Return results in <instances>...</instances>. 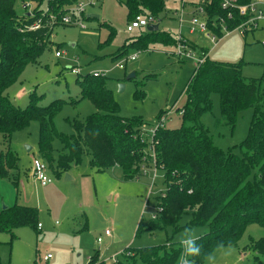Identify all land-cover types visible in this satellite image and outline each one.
<instances>
[{
	"label": "trees",
	"instance_id": "1",
	"mask_svg": "<svg viewBox=\"0 0 264 264\" xmlns=\"http://www.w3.org/2000/svg\"><path fill=\"white\" fill-rule=\"evenodd\" d=\"M33 0H0V137L7 148L0 153V179L11 180L18 194L19 157L9 147L13 133L27 128L30 123L39 125L38 156L56 174H62L81 164L83 151L90 155V167L96 173H103L117 167L124 180L140 176L139 167L143 162L144 151L150 143L142 138L141 129L146 125L140 116L122 117L113 92L108 88L107 77H94L86 74L76 79L80 88V98L74 102L55 100L46 107L38 104L43 96L31 94L26 108L15 107L4 93L21 77L24 69L35 64L42 56L48 43L51 30L40 29L36 32H22V27L41 18L39 5L35 6V18L24 21L15 11V5ZM253 0H237L239 6L248 5ZM78 0H48L47 6L55 15L60 16L65 7L74 6ZM127 23L137 16L150 15L159 21L165 11L164 0H125ZM43 19V18H42ZM228 32L238 28L247 17L232 11V18L222 10L220 0H213L205 8L204 21L209 33L217 40L224 35L220 21ZM104 27V26H103ZM109 31L107 43L115 31ZM160 45H178L176 36L167 32H140L127 39L118 51L117 60L126 57L128 49L137 52ZM192 49L196 46L190 44ZM197 49V48H196ZM202 49V48H201ZM200 49V50H201ZM205 60L188 81L185 102L180 113L181 125L177 129H158L153 140L155 164L164 172L165 193L157 198L158 219L144 224L140 220L136 236L155 230L172 229V235L184 228L207 227V232L196 243L201 248L198 257L190 258L195 264H204L206 259L219 248L236 246L250 225L264 230V78L246 80L242 76L243 61L222 63L211 61L208 51L203 49ZM115 59V58H114ZM154 77H144L137 83L132 98H144V82ZM129 82H135L130 79ZM219 98L220 119L217 125L229 127L233 132L238 115L248 109L252 118L247 136L239 148L242 156L215 147L209 130L201 122L204 115L212 111V96ZM87 100L92 112L84 122H73L75 134L64 135L56 130L54 118L65 105H76ZM160 111L155 117L159 121ZM58 140L62 153L54 159L53 141ZM252 180H249L250 177ZM190 214L189 222L182 227V217ZM38 210L36 208L14 205L0 212V233L15 237L14 230L29 228L38 231ZM172 237L164 245L147 248H125L110 264H179L182 248L172 243ZM10 240V241H11ZM251 250L264 257V237L250 241ZM258 257H256L257 259ZM1 264V263H0ZM88 264H109L99 259L95 252Z\"/></svg>",
	"mask_w": 264,
	"mask_h": 264
},
{
	"label": "rangeland",
	"instance_id": "2",
	"mask_svg": "<svg viewBox=\"0 0 264 264\" xmlns=\"http://www.w3.org/2000/svg\"><path fill=\"white\" fill-rule=\"evenodd\" d=\"M124 2L93 0V5L86 8V15L94 14L98 19L86 18L85 30L55 26L42 56L35 64L24 69L21 77L5 91L4 96L21 109L28 106L31 94L43 96L38 101L40 107H46L59 99L74 102L80 98V88L75 82L77 78L81 80V77L93 71H109L105 75L110 79L107 86L114 94L120 116L142 117L146 122L141 129L145 141L149 143L150 130L158 122L155 117L160 111L165 116L166 129L179 128L181 119L177 110L185 102L184 90L194 72L195 62L185 59L180 63V59L174 56L175 48L160 45L141 52L128 49L127 56L117 60L120 55L118 51L127 39L146 32V28L133 33L126 31L127 10ZM171 2L165 1L166 7L159 17L158 31L174 36L178 24L174 16L176 5ZM28 3L33 8L39 5L46 10L47 0ZM15 11L19 16L23 15L22 4L17 3ZM105 25H110L115 31L110 43H107L109 31ZM262 41L264 23L245 35L239 29L224 34L215 44L204 38H199L197 44H191L202 48L198 55L206 49L211 61H243L242 76L249 80L264 78ZM56 51L61 53L60 58L55 57ZM134 54H138L137 58L130 60L129 57ZM118 63L122 69L115 67ZM72 69H80L81 74H72ZM132 73L135 82L126 81ZM146 76L154 79L144 82V98L135 101L132 94L140 89L137 83H142ZM119 85L124 87L121 92ZM212 104L211 113L204 115L201 122L209 130L213 145L224 152L232 149L233 154L241 157L239 146L247 136L252 110H245L238 115L236 128L232 132L229 127L215 122L220 119L218 95L212 96ZM92 112L94 109L87 100H81L76 105H65L54 118L56 130L64 135L75 134L73 122H84ZM38 138L37 122L12 134L9 147L19 157L18 172L13 173L19 176L18 194L11 180L0 179V212L4 207L14 205L36 208L40 229L18 228L14 230L15 237L12 240L8 233H0L1 264H87V259L92 258L95 252H99V257L116 253L115 258L111 259L114 261L120 257L118 251L128 247L140 249L164 245L172 237V243L182 248L180 240L186 229L197 237L208 231L206 226L192 227L172 235V229L166 228L135 235L140 220L147 224L158 219L157 198H161L166 190L164 172L154 168V159L148 150L143 153L145 160L139 167L140 176L129 181L124 180L119 168L96 174L90 167L91 158L86 150L83 151L79 166L56 174V165L53 163L51 170L38 156ZM6 148L0 137V153L5 152ZM53 149L56 159L62 153L58 140L53 141ZM34 159H41L45 163L47 175L52 180L50 185L41 187L32 177L30 166ZM66 175L70 179L66 180ZM189 220L190 214L184 215L180 225L184 227ZM85 224L87 228H84ZM105 230L110 232L109 238L104 236ZM98 237H102L101 245L96 244ZM263 237L262 228L250 225L236 246L216 249L204 264H264V257L257 256L250 248V241ZM106 247L108 253H105ZM47 255L51 258L45 260Z\"/></svg>",
	"mask_w": 264,
	"mask_h": 264
},
{
	"label": "built area",
	"instance_id": "3",
	"mask_svg": "<svg viewBox=\"0 0 264 264\" xmlns=\"http://www.w3.org/2000/svg\"><path fill=\"white\" fill-rule=\"evenodd\" d=\"M167 1V0H164ZM179 1V9L174 11V16L177 17V34L176 38L178 40V45L175 47L174 56L178 59H190L195 62V69L203 63L206 58L204 52L200 51L198 55L199 48L193 50L191 48V43L194 41L186 38L182 34V29L187 28L188 34L195 36V38H204L209 40L211 43H216L217 38L215 35L211 34L207 30L206 22L204 21L205 17V8L211 3L213 0H178ZM86 2V3H84ZM93 0H78V2L71 7H65L62 10V14L60 16L55 15L50 11L46 4V10L42 11L41 18L33 21L31 24L22 27V32H36L40 29L48 28L52 31L55 26H63V27H78L81 30H85V20L88 15H86V8L88 5H93ZM194 3L192 12L187 13L185 11L186 5L188 3ZM48 3V0H47ZM221 8L227 13V17L229 19L232 18V11H238L240 16L247 17L246 21H244L238 28L242 31V34H246L250 30H256L259 28L260 24L264 23V0H253L248 5L239 6L237 4V0H220ZM24 9V14L21 15L24 18V21L28 19L35 18L34 10L35 7L29 3L22 4ZM43 18V19H42ZM224 22L221 19L220 26L222 27V32L224 34L229 33L227 29L223 26ZM150 25H158V20L150 15L147 17L137 16L134 20L130 21L126 25V31L129 33H133L135 30L147 29ZM235 29V30H236ZM261 46L264 48V41L261 42ZM197 52V54L195 53ZM62 55L59 52H55V57L60 58ZM137 58V54L129 57L130 60H134ZM116 68H123L120 63L115 65ZM70 72L74 75H80V69H72ZM109 71H93L88 74L93 75L94 77H106V73ZM164 121L165 117L162 116L160 120L154 125V127L150 130V135L148 137L150 147L149 152L154 159L153 166L155 169H162L161 167L156 166L155 158L153 154V140L152 137L156 130L164 129ZM145 133V132H144ZM143 133V134H144ZM145 160V157L143 158ZM47 167L45 163L41 159H34L31 165V175L34 180L41 186L46 187L51 184V179L47 175ZM165 193V191H164ZM164 193L161 195V198L164 197ZM157 208V207H156ZM158 212H161L160 208L156 209ZM38 230L40 229V225H38ZM105 237H110L111 234L108 230L104 232ZM97 244L101 245L103 242L102 237H98L96 239ZM51 256L47 255L45 260L50 259ZM115 261V260H114Z\"/></svg>",
	"mask_w": 264,
	"mask_h": 264
},
{
	"label": "clouds",
	"instance_id": "4",
	"mask_svg": "<svg viewBox=\"0 0 264 264\" xmlns=\"http://www.w3.org/2000/svg\"><path fill=\"white\" fill-rule=\"evenodd\" d=\"M197 237L191 230L186 229L180 240L182 253L179 264H195L194 257H198L201 253L200 246L196 243Z\"/></svg>",
	"mask_w": 264,
	"mask_h": 264
},
{
	"label": "crops",
	"instance_id": "5",
	"mask_svg": "<svg viewBox=\"0 0 264 264\" xmlns=\"http://www.w3.org/2000/svg\"><path fill=\"white\" fill-rule=\"evenodd\" d=\"M172 2L171 3H173V4H175L176 6H175V8H176V10L177 9H179V1L178 0H171ZM193 5H195L194 3H188L187 5H186V8H185V11L187 12V13H189L190 14V12H192V9H193ZM91 15H93V16H96V15H94V14H89L88 16H91ZM88 19V18H87ZM91 19H95V18H91ZM182 34L186 37V38H190V37H192V40L194 41V43H196V42H198L199 41V38H197V40H196V38H195V36H192V35H190V34H188V30H187V28L185 27V28H183L182 29ZM174 36H176V34H173ZM199 43V42H198ZM197 44V43H196ZM138 55V54H137ZM207 57H208V54H207ZM176 58V57H175ZM185 61V59L184 60H180V63L182 62H184ZM165 117V116H164ZM32 165V164H31ZM114 168H117V167H114ZM112 169V168H111ZM30 172H31V166H30ZM84 228H87V224H85V226H84ZM106 231V230H105ZM107 238H109V237H107ZM97 239V238H96ZM103 243V242H102ZM101 243V244H102ZM96 244H97V242H96ZM97 245H99V244H97ZM108 247V246H107ZM105 248V253H108L109 252V249L108 248ZM121 251L122 250H119L118 251V253L120 252V254H121ZM116 254V253H115ZM101 255V257H99V259L101 260V261H104V262H106V263H112L113 261H111V259H113V258H115L114 256H116V255ZM89 259H90V257L87 259V264H88V261H89Z\"/></svg>",
	"mask_w": 264,
	"mask_h": 264
},
{
	"label": "water",
	"instance_id": "6",
	"mask_svg": "<svg viewBox=\"0 0 264 264\" xmlns=\"http://www.w3.org/2000/svg\"><path fill=\"white\" fill-rule=\"evenodd\" d=\"M88 19H91V18H95V19H98V16H87ZM148 32L152 33V32H157L158 31V25H150L149 27H147L146 29ZM134 78V73L130 74L127 78H126V81H129L130 79H133ZM119 88V92H121L124 87L122 85H119L118 86ZM30 151V148H28V152ZM66 180L70 179L67 175H66ZM7 207H4L3 210H5Z\"/></svg>",
	"mask_w": 264,
	"mask_h": 264
}]
</instances>
